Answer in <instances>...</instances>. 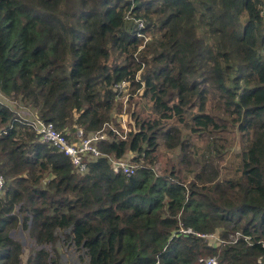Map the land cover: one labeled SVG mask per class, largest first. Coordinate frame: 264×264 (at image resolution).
<instances>
[{"label":"trees","instance_id":"1","mask_svg":"<svg viewBox=\"0 0 264 264\" xmlns=\"http://www.w3.org/2000/svg\"><path fill=\"white\" fill-rule=\"evenodd\" d=\"M124 80L85 171L14 111L87 136ZM0 90V264H264V0H0Z\"/></svg>","mask_w":264,"mask_h":264},{"label":"built area","instance_id":"2","mask_svg":"<svg viewBox=\"0 0 264 264\" xmlns=\"http://www.w3.org/2000/svg\"><path fill=\"white\" fill-rule=\"evenodd\" d=\"M115 89L119 90V101L122 102V111L117 113L114 112L110 122L105 123L102 129L90 133L84 136L82 129H67L58 130L56 129L53 122H46L34 116H29L27 114L22 115L21 111L17 108L14 110L23 121L27 123L36 133L39 134L40 140L47 145L56 148L60 152H63L68 156L72 164L78 168L80 171H85L87 168V159H96L102 155V152L98 149L97 143L101 140H108L112 137L127 140L128 133L130 131H136L138 129V123H135L132 119V115L127 109V103L132 93L130 92L129 82L124 80L115 85ZM0 103H4L10 106L11 100L0 90ZM11 107V106H10ZM131 152L123 155L120 159L115 160L109 158L110 163H112L113 170L116 173H121L126 176L133 175L139 166L133 162L129 161ZM5 180L0 174V188L4 185ZM183 232L194 233L195 235L202 237L209 241L211 246H217L218 244L224 243L216 233H200L194 232L190 228L182 229ZM240 236L237 232L235 240ZM248 240V237H245ZM217 257L210 256L206 258H199L197 264H216Z\"/></svg>","mask_w":264,"mask_h":264},{"label":"rangeland","instance_id":"3","mask_svg":"<svg viewBox=\"0 0 264 264\" xmlns=\"http://www.w3.org/2000/svg\"><path fill=\"white\" fill-rule=\"evenodd\" d=\"M11 107H13L14 106V104H9ZM127 109H128V111H129V113L131 114L132 113V111H133V109H134V104L133 103H129V101H128V103H127ZM19 111H21V113H22V115H25V114H27V115H29V116H32V111L31 110H29V109H21V108H19L18 109ZM132 115V114H131ZM132 119H133V121L136 123V121H135V119H134V117L132 116ZM79 127V126H78ZM68 130L69 129H75V127L73 126V124H70V125H68V128H67ZM222 230V229H221ZM60 252H62L63 254H64V258H65V260H67V261H69V264H71V260H72V258H70V254H69V252L68 251H66V252H63V250H60ZM24 257H26V256H24Z\"/></svg>","mask_w":264,"mask_h":264}]
</instances>
